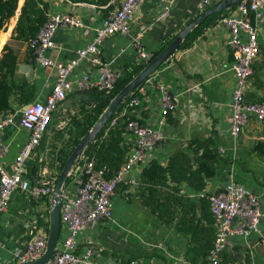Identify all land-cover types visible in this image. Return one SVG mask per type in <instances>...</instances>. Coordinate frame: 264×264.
<instances>
[{
  "label": "crops",
  "instance_id": "1",
  "mask_svg": "<svg viewBox=\"0 0 264 264\" xmlns=\"http://www.w3.org/2000/svg\"><path fill=\"white\" fill-rule=\"evenodd\" d=\"M23 1L19 0L18 13L16 11L0 31V57L5 46L15 54V80L25 81L34 88L29 105L45 101L55 82L56 72L52 68L38 66L28 43L15 39L13 32ZM42 1L46 5L45 14L68 13L90 26L100 24L119 2ZM197 2L144 0L134 14L129 34L114 35L104 42L100 50L101 60L110 62L115 70L130 69L139 64L132 38L139 35L142 49L153 54L163 44L171 43L198 16L218 4L200 12ZM233 10L208 15L185 38L184 41L189 39L191 45L178 49L151 76L150 84L145 85L140 106L129 114L143 125L154 126L161 118L156 84H163L172 93L180 95L178 107L165 118L162 127L165 140L143 164L132 167L124 175V183L118 186L111 198L115 223L99 224L81 233L78 236L79 250L89 245L95 247L99 260L106 264H207L215 234L208 195L220 191L231 178L257 196L264 211V155L254 150L257 143L264 144V121L250 120L237 139L235 150L228 132L227 119L234 85L229 68L233 59L228 45L229 34L220 20ZM89 40L90 37L83 36L80 30L59 29L53 37L54 47L46 52V57L55 63L73 59L75 52L84 48ZM258 43L260 51L252 65L246 101L264 103V35L259 36ZM86 71L96 74L85 62L74 73L79 76ZM86 100L83 102L78 98L73 105L85 104ZM69 103L66 101L54 115L76 113ZM27 105L18 106L12 102L14 111L10 114H19ZM55 130L60 132L54 121L30 160L44 154L52 170L59 168L56 153L63 142V137L55 139ZM26 140V132L16 127L6 128L0 133V144L9 145L3 161H11ZM124 141L131 151L135 145L134 138L125 133ZM204 145L216 148L217 160L215 175L205 180L202 191L186 182H173L167 175L154 182L143 179V170L152 161L165 167L171 159L182 157L194 170L195 160L201 156ZM219 149H224V153H219ZM38 169L37 164L35 177ZM130 179L134 184L129 183ZM49 208L48 198L34 202L20 193L11 197L7 211L0 215V264H14L11 250L28 242L34 228L48 233ZM222 264H264V219L260 221L258 233H251L246 239L240 237L229 241L222 255Z\"/></svg>",
  "mask_w": 264,
  "mask_h": 264
},
{
  "label": "built area",
  "instance_id": "2",
  "mask_svg": "<svg viewBox=\"0 0 264 264\" xmlns=\"http://www.w3.org/2000/svg\"><path fill=\"white\" fill-rule=\"evenodd\" d=\"M144 0H119L118 6L109 12L100 23L86 25L75 15L68 13L45 14V22L36 36L29 40L28 48L34 62L42 68H52L56 79L51 92L44 102H33L23 108L19 114L3 113L0 115V133L6 128L16 127L27 134V140L13 159L5 163L3 159L9 152L8 144H0V215L5 213L11 197L20 193L34 202L43 198L50 200L55 190L59 171L51 168L46 156L37 157L38 175L34 182L29 175L28 162L53 121L54 114L63 105L66 97L74 92L97 90L110 92L116 81L122 76V69L115 70L110 62L100 58V50L106 40L114 35L127 36L134 14ZM159 1V0H150ZM223 0H198V11L203 12L215 3ZM110 4L114 0H109ZM229 34V50L232 65L229 71L233 75L234 85L231 92L230 115L227 119L228 132L233 140V149L244 126L254 119L264 121V103L247 102L246 92L252 76V65L260 48L258 38L264 35V0H241L234 10L220 20ZM59 29L80 30L85 37H90L85 47L75 52V58L62 63H55L46 57V52L54 47L53 37ZM139 63L147 64L153 54L142 49L140 36L132 38ZM88 64L94 71L75 75L82 63ZM138 88L139 96L123 103L120 111L106 124L105 133L125 122L124 131L134 138V147L128 151L125 161L119 169L107 178L106 165L97 167L94 159L85 155L74 163L61 190V229L55 253L49 264H106L99 260L98 250L89 245L78 249V236L99 224L113 225L111 198L116 189L123 184L124 175L132 167L143 164L162 144L165 136L162 132L165 118L173 113L179 104L180 95L172 93L165 85L156 84L160 119L156 125L149 126L137 120L125 119L140 106L145 85ZM59 121V120H58ZM66 118L59 121L57 129L63 133V142L67 140ZM224 149H219V153ZM134 184V180H129ZM209 211L213 219L215 234L208 251L207 264H222V255L233 238L246 239L251 233L259 232V224L264 219V211L259 198L233 179L217 193L207 196ZM50 209V208H49ZM48 233L34 228L31 238L23 246L11 250L14 264H28L40 258L46 248Z\"/></svg>",
  "mask_w": 264,
  "mask_h": 264
},
{
  "label": "trees",
  "instance_id": "3",
  "mask_svg": "<svg viewBox=\"0 0 264 264\" xmlns=\"http://www.w3.org/2000/svg\"><path fill=\"white\" fill-rule=\"evenodd\" d=\"M19 0H0V31L4 28L7 22L18 13ZM46 5L42 0H24L19 9V16L14 28L15 39L28 42L33 39L40 27L44 24ZM223 12H226L223 11ZM226 14L223 16L225 17ZM170 43L163 44L156 52L153 53V58L162 52ZM191 45L190 40L182 43L179 49H183ZM163 63L160 67H162ZM17 58L13 51L5 46L2 49L0 57V115L6 112L13 113L14 109L12 102L18 106L27 105L30 103L34 95V88L30 87L25 81L17 82L15 80V70ZM145 64L139 63L131 66L130 69L123 68L122 76L116 81V84L110 92H100L91 90L86 92H76L68 95L66 101H70L76 113L69 115L67 140L62 142V148L58 151L57 160L60 165L58 168L61 172L67 158L77 146L80 139L93 127L101 114L109 105L110 101L125 87L143 68ZM159 67V68H160ZM139 96L138 89L128 96L124 103L132 98ZM81 99L77 106H74V100ZM28 106V105H27ZM120 105L112 114L111 119L120 111ZM26 107V106H25ZM125 119L134 120L132 116ZM125 122L120 121L118 126L105 133L104 127L83 151L84 155L95 160L97 167L106 165L109 169L107 178L115 173L125 161V157L129 148L125 146L124 131ZM55 139L62 138L63 135L55 130ZM43 140V139H42ZM207 144V143H205ZM264 144L259 142L254 146L257 154L264 155ZM201 156L195 160L196 168L193 170L189 161L182 157H175L169 161L165 167H161L157 162L152 161L150 166L143 170L142 177L146 181H155L164 179L166 175L170 180L176 183L186 182L196 190L202 191L206 185L205 180L212 178L215 175L214 164L217 160L216 148L209 145L203 146ZM185 157V156H183ZM37 157L33 161H29V166L37 168Z\"/></svg>",
  "mask_w": 264,
  "mask_h": 264
},
{
  "label": "water",
  "instance_id": "4",
  "mask_svg": "<svg viewBox=\"0 0 264 264\" xmlns=\"http://www.w3.org/2000/svg\"><path fill=\"white\" fill-rule=\"evenodd\" d=\"M241 0H223L210 8L208 11L198 16L192 23L186 26L173 41L157 56L152 58L145 67L125 86L118 94L110 101L107 108L101 114L97 122L93 127L80 139L77 146L73 149L72 153L67 158L58 180L56 182L55 190L52 195L49 219H48V237L46 242V248L43 255L35 261L28 264H49L52 259L57 243L59 241L60 229H61V190L67 180L68 173L74 163H78L80 157L84 155V149L95 139L98 133L106 126L110 120L114 111L124 103L125 99L130 96L135 90H137L142 84H144L149 77H151L157 69L165 63L172 55L178 51L182 43L184 42L190 31L197 25L201 24L208 15L219 14L221 11H227L234 8ZM30 175L35 179V168H30Z\"/></svg>",
  "mask_w": 264,
  "mask_h": 264
},
{
  "label": "rangeland",
  "instance_id": "5",
  "mask_svg": "<svg viewBox=\"0 0 264 264\" xmlns=\"http://www.w3.org/2000/svg\"><path fill=\"white\" fill-rule=\"evenodd\" d=\"M63 118H66V121H68L69 119H70V117H68V116H65V115H63V113H59V114H56V116L54 115V119H53V122L55 121V123H57V124H59V121L60 120H63ZM59 120V121H58ZM52 122V123H53ZM68 127L64 130L65 131V133H67L68 132Z\"/></svg>",
  "mask_w": 264,
  "mask_h": 264
}]
</instances>
